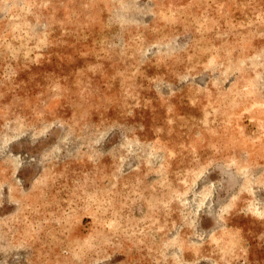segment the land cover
I'll list each match as a JSON object with an SVG mask.
<instances>
[{
	"label": "rangeland",
	"instance_id": "rangeland-1",
	"mask_svg": "<svg viewBox=\"0 0 264 264\" xmlns=\"http://www.w3.org/2000/svg\"><path fill=\"white\" fill-rule=\"evenodd\" d=\"M0 264H264V0H0Z\"/></svg>",
	"mask_w": 264,
	"mask_h": 264
}]
</instances>
